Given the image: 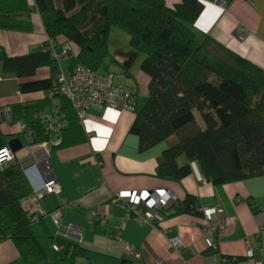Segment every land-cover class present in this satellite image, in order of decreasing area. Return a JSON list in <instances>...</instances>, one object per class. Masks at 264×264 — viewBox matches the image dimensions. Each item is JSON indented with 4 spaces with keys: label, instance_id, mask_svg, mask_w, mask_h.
Masks as SVG:
<instances>
[{
    "label": "trees",
    "instance_id": "1",
    "mask_svg": "<svg viewBox=\"0 0 264 264\" xmlns=\"http://www.w3.org/2000/svg\"><path fill=\"white\" fill-rule=\"evenodd\" d=\"M202 8L201 0H0V29L30 32L31 14L37 12L46 38L25 54L10 56L0 48L3 71L18 79V93L40 94L11 104L7 123L27 127L18 135L29 136V143L57 136L51 151L86 142L58 76L77 67L99 71L109 55V33L117 28L142 57L139 69L148 79L145 100L132 111L130 132L139 151L166 144L156 175L178 181L192 173L190 162L197 160L212 186L264 176V68L198 32L195 22ZM66 44L76 48L72 72L62 71L54 54L55 47ZM42 68L48 75L39 78ZM42 116L55 119L58 129L47 130ZM2 124L0 116V148L18 133H6ZM30 193L16 159L0 167V242L12 241L21 264H85L78 259L84 250L76 241L50 260L23 207ZM171 208L173 215L200 213L191 197L158 210L167 215Z\"/></svg>",
    "mask_w": 264,
    "mask_h": 264
},
{
    "label": "crops",
    "instance_id": "2",
    "mask_svg": "<svg viewBox=\"0 0 264 264\" xmlns=\"http://www.w3.org/2000/svg\"><path fill=\"white\" fill-rule=\"evenodd\" d=\"M166 1L173 4L179 0ZM201 2L203 8L195 29L264 68V0ZM31 22L30 32L0 29V48L10 56L38 49L46 38L37 12L31 14ZM109 53L111 62L120 66L131 80L127 86L136 88L135 102L138 104L140 95L146 97L148 79L141 71L134 72L130 62L142 57L129 48L109 49ZM54 54L62 71H73L74 65L71 70H64L60 59L73 55L75 61V47L69 44L57 46ZM131 57L134 58L130 61ZM102 72L117 74L105 69ZM47 75L46 68L37 73L39 78ZM18 83L14 74L3 71L0 61V116L3 124L8 126L2 129L6 133L18 132L15 135L22 142L21 149L15 152L16 162L27 170L34 183L35 178L47 182L43 178V168L35 163L48 157L55 176L56 186L52 192L38 195L31 189L23 202L29 215L45 213L33 221L32 228L52 262L59 258L67 242L76 241L84 250V255L78 259L86 260L83 261L85 264H124L122 251L126 243L134 245L140 254L138 259L129 261L130 264L155 261L163 264H264V176L217 186L199 184L193 173L178 181L158 177L156 169L166 144L139 151L138 139L130 132L134 113L110 107L87 108L81 120L86 142L47 151L45 143H29V136L18 135L20 126L11 125L7 123L9 119H5L10 116L11 104L40 98L38 93L19 94ZM7 112L9 114L5 115ZM53 186L48 183V187ZM127 192H167L168 205L191 197L200 213L173 215L171 208L167 215L145 223L128 202L124 205L109 203L115 194ZM248 199L254 202L255 210ZM137 202L141 204L142 200ZM210 204H216L227 218V226L216 234V245L212 249L205 245L209 226L202 214V209ZM59 208L61 225L56 226L47 214ZM100 210L101 214H98ZM72 223L82 228L80 240L67 234V226ZM176 236L181 240V246L177 248L170 243V238ZM248 249L252 250L253 256L246 255ZM209 254L214 255L215 261L207 259ZM0 264H21L10 240L0 242Z\"/></svg>",
    "mask_w": 264,
    "mask_h": 264
},
{
    "label": "built area",
    "instance_id": "3",
    "mask_svg": "<svg viewBox=\"0 0 264 264\" xmlns=\"http://www.w3.org/2000/svg\"><path fill=\"white\" fill-rule=\"evenodd\" d=\"M224 1L221 2L223 4ZM244 31V30H242ZM243 33V32H242ZM242 36V34H240ZM66 52V50H65ZM60 81V91L65 95L72 103L74 110L79 120H82L85 116L87 108L94 107H110L117 110L134 111L136 108L135 96L137 90L135 87H127L122 84H117L113 81L111 73H102L99 71H91L83 67H77L72 73H61L58 76ZM7 115L9 112L6 113ZM45 117L46 129H53L56 131L58 126L55 125V119L47 116ZM22 129L27 127L22 126ZM59 139L57 136H52L48 142L44 145L47 151H51V147L58 144ZM48 157L36 162L38 166H41L44 170L43 178L48 180L51 184L55 183L54 174L51 173ZM15 161V152H13L7 145L0 148V167L5 166ZM190 168L192 173L199 184H207V176L202 166L197 160L190 162ZM56 184L46 190V193L52 192L55 189ZM136 199V203H135ZM142 200L139 204L137 201ZM170 198L167 192H159L157 194L149 193L142 194V192H127L117 193L109 201L112 205H124L128 202L133 208L137 216L145 223H152L161 214L159 208L166 207L169 204ZM135 203V204H134ZM100 210L98 214H101ZM44 212L39 214H33L34 220L41 216H44ZM202 214L207 221L208 236L205 238L206 248L212 249L216 245L215 236L217 233L225 230L227 226V218L223 216L216 204H210L202 209ZM53 223L56 226L61 225L62 211L56 209L48 212ZM67 234L75 240L81 239L82 228L75 224H69L67 226ZM170 243L173 247L177 248L181 246V240L179 237H171ZM123 257L128 261H134L139 258L140 254L134 245L126 243L123 248ZM248 257L253 256L251 249L246 252ZM209 261H215V257L212 254L207 256ZM152 264H163L162 261H155Z\"/></svg>",
    "mask_w": 264,
    "mask_h": 264
},
{
    "label": "rangeland",
    "instance_id": "4",
    "mask_svg": "<svg viewBox=\"0 0 264 264\" xmlns=\"http://www.w3.org/2000/svg\"><path fill=\"white\" fill-rule=\"evenodd\" d=\"M242 36H244V34H242ZM108 49H110V51H112L113 49H123V48H129L128 46V35H126V33H124L122 30L117 29V28H113L111 29L110 33H109V42H108ZM110 54V53H109ZM134 57L130 58V61L133 59ZM60 61L63 62V68L66 71H69L72 69V66L74 65V57L73 55H70L69 57H63L60 59ZM139 62L140 59L139 58H135L134 62H130L131 66H132V70L134 72H140L139 69ZM105 70H110L113 71L115 73H117L114 76L113 81L115 83H120V84H124L125 86H127L131 80L128 79L123 73L125 71H123V69L120 66H116V64L110 59V55H108V57L106 59H104V61L99 65V72H102ZM102 73H106V72H102ZM119 74H123L122 76L118 77ZM134 85L131 86H127V87H133ZM145 100V97L143 95L139 96V103L138 105L141 106L143 104ZM137 106V104H136ZM130 112V111H129ZM5 115H7L5 113ZM7 124H3V129L5 130L7 128ZM184 162L183 157L179 159V163ZM56 261V260H55Z\"/></svg>",
    "mask_w": 264,
    "mask_h": 264
},
{
    "label": "clouds",
    "instance_id": "5",
    "mask_svg": "<svg viewBox=\"0 0 264 264\" xmlns=\"http://www.w3.org/2000/svg\"><path fill=\"white\" fill-rule=\"evenodd\" d=\"M48 162H49V159H48ZM35 165H37V164H35ZM49 167H50V170H51V173H52V169H51L50 164H49ZM26 171L27 170H23V174H24V177L26 178V180L28 181V184L30 185L32 191H34L38 195H42L40 192H44V194H48V193H46V190L48 188H50V187H48L49 181L46 182V181H42L41 178L40 179L39 178H35V183H34V179H32ZM54 181H55V179H54ZM54 184H51V185H54Z\"/></svg>",
    "mask_w": 264,
    "mask_h": 264
},
{
    "label": "water",
    "instance_id": "6",
    "mask_svg": "<svg viewBox=\"0 0 264 264\" xmlns=\"http://www.w3.org/2000/svg\"><path fill=\"white\" fill-rule=\"evenodd\" d=\"M3 116V113H1ZM7 147H9L13 152H16L17 150L21 149L22 142L20 141L19 137H12L7 141Z\"/></svg>",
    "mask_w": 264,
    "mask_h": 264
},
{
    "label": "bare ground",
    "instance_id": "7",
    "mask_svg": "<svg viewBox=\"0 0 264 264\" xmlns=\"http://www.w3.org/2000/svg\"><path fill=\"white\" fill-rule=\"evenodd\" d=\"M34 169H35V168H34ZM29 173H31V171H30Z\"/></svg>",
    "mask_w": 264,
    "mask_h": 264
}]
</instances>
